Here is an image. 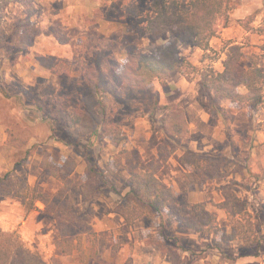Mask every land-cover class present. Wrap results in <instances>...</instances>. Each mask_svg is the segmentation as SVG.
Returning <instances> with one entry per match:
<instances>
[{
    "label": "rangeland",
    "instance_id": "1",
    "mask_svg": "<svg viewBox=\"0 0 264 264\" xmlns=\"http://www.w3.org/2000/svg\"><path fill=\"white\" fill-rule=\"evenodd\" d=\"M151 3L152 0H35L33 46L28 52L19 53L11 36L24 10L16 1L0 0V29L6 37L0 41V231L14 233L26 248L37 251L46 264H92L93 259L98 263V238L107 250L111 247L107 264H133L135 257L124 254L125 245L133 252L136 250L140 263L170 264L167 257L161 256L158 246H147L140 241L141 235L149 233L168 244L176 242L178 253L187 259L183 264H264V142L256 146L247 142L256 138L255 130L264 134V110L253 112L224 99L211 100L199 84L203 73L223 70L231 43L241 46L244 54L241 64L245 68L250 66L251 55L262 54L264 0H232L235 8L229 11L227 24L223 20L218 23L206 50L189 43L179 46L180 59L188 65L185 70L188 76L177 73L165 84L155 80L144 93L121 97L122 84L118 72L112 70L100 74L96 88L85 83L80 65L69 74L53 75L36 61V53L71 63L85 60L90 65L98 63L99 71L104 65L101 57L108 53L123 65L131 52H151L165 43L167 37L154 39L145 34L143 25L126 11V7L135 6L139 17L152 15ZM106 38L113 41L108 51L102 50L100 44ZM95 50L100 51L96 57ZM259 66L264 70V60L259 61ZM102 88L114 99L111 123L120 127L126 137L125 128L132 132L131 138L128 136L118 147L109 138L98 137L101 117L97 106ZM45 97H59L67 107L81 108L84 111L81 123L68 131L62 121L45 118L35 107L38 99ZM173 103L183 105L187 121L194 124V133L187 138L163 139L157 149L162 147L165 155L174 149L172 155H183L188 150L208 153L213 158L203 170L190 169L199 182L193 183L187 177L186 185L176 178L177 186L172 188L179 198L204 203L216 215L222 232H228L230 225L224 211L214 205L222 200V186L230 181L240 183L234 187L236 194L240 198L245 196L248 210L261 221L259 247L245 248L241 242L234 241L215 249L211 237L181 229L176 223L168 224L160 217L121 225L118 214L110 212L121 196L111 191L108 184L102 186L98 196L82 201L79 188L63 192L61 183L40 167L43 153H48L50 161L57 165L74 159L78 178L84 173L87 156L105 173L106 167H113L116 153L122 149L131 151L132 157L123 159L111 177L123 195L126 190L122 186L129 171L147 169L149 162L142 159L140 152L151 151L154 137L148 139V132L162 133L159 123L167 110L161 107ZM157 106L161 109H156ZM201 115L209 116L207 124L201 123ZM229 115H236L237 121L249 116L254 121L256 128L252 134H246V144L242 136L235 137L230 131ZM259 120L262 122L257 124ZM28 151L31 156H27ZM208 170L225 173L227 177L218 179L225 184L217 186L208 178ZM166 175L161 173L162 178ZM38 193L46 196V205L34 202ZM96 229L110 232L97 236Z\"/></svg>",
    "mask_w": 264,
    "mask_h": 264
},
{
    "label": "trees",
    "instance_id": "2",
    "mask_svg": "<svg viewBox=\"0 0 264 264\" xmlns=\"http://www.w3.org/2000/svg\"><path fill=\"white\" fill-rule=\"evenodd\" d=\"M18 2L23 8V17L11 36V42L19 53L28 52L33 46L32 18L37 9L35 0H12ZM235 8L232 0H189L180 3L178 0H152V15L139 17L135 6L126 7V11L137 22L143 25L144 33L154 39L166 38V42L151 52H131L126 61L121 65L116 58L108 53L101 57L103 66L97 71V64H88L85 60H77L74 63L61 59L35 54L38 65L53 75L69 74L77 65L84 69V81L88 86L99 88L100 74L106 70L118 72L121 81L119 95L127 96L129 93L147 92L155 80L165 84L175 74L188 76L185 71L188 65L180 59V45L192 44L194 47L206 50L209 41L215 36L218 23L228 21V13ZM246 28V27H245ZM264 36V31L262 30ZM6 39L0 29L1 43ZM102 50H107L113 41L102 39ZM262 54L249 57L250 66L241 64L244 54L238 44L228 45V55L223 63L221 72L207 71L201 75L199 84L206 92L209 99H224L239 107L256 112L264 110V70L259 66V61L264 60V45ZM100 54L95 50V57ZM101 99L97 106V113L101 117L100 139L109 138L115 146L124 143L127 137L122 129L110 121L111 109L114 108V99L105 93V88L99 89ZM36 109L47 119L62 121L68 131L74 130L82 121L84 111L81 108L67 107L59 97L39 98L35 104ZM162 109L167 110L166 115L160 121V130L165 139L187 138L190 128L181 103H173ZM159 106L156 109H161ZM13 146H16L13 144ZM174 149L165 155L162 149H158V157L147 164V169H132L122 186V191L114 186L111 177L114 169L121 166L123 159L132 157L131 151L122 149L113 157V167H106L103 173L93 163L89 156L85 159L84 173L76 177L77 162L74 159H66L63 164L57 165L50 161L48 153L42 154L40 167L46 171L49 177L54 178L62 185V191L68 192L75 188L81 190L84 201L98 196L103 185L108 184L111 191L121 196V201L110 211L118 214L125 225L130 226L138 220H151L160 217L166 223H176L181 229L193 232L199 236L211 237V245L215 249L227 246L231 242H241L245 248H257L261 244V221L259 216L248 210L246 201L235 192L234 187L240 185L237 181H230L221 187L222 201L214 206L224 211L229 222L228 232H222L216 215L210 211L204 203H192L186 197L179 198L175 190L164 184L157 177V172L162 162L172 155ZM31 156V151L27 152ZM213 158L211 154H199L185 151L181 157V163L189 170L187 177L193 183L199 182V178L190 171L191 168L203 170L205 164ZM207 176L211 180L227 177L222 171L208 170ZM46 205V196L38 193L33 198ZM140 241L147 246H158L161 256L167 257L170 264H183L186 258L178 253V245L168 244L166 241L155 239L152 234L141 235ZM0 264H46L37 251L26 248L22 241L14 233L0 231Z\"/></svg>",
    "mask_w": 264,
    "mask_h": 264
},
{
    "label": "crops",
    "instance_id": "3",
    "mask_svg": "<svg viewBox=\"0 0 264 264\" xmlns=\"http://www.w3.org/2000/svg\"><path fill=\"white\" fill-rule=\"evenodd\" d=\"M224 106L225 108H227L226 105H222ZM230 113V111H227ZM230 116V120H229V126L231 127L230 128V131L233 133V135L236 136H242L243 137V141H244V144H246L247 142L248 143H252L254 144V146L256 145H259V144H262V142H264V134L263 132H259V131H256L254 127L255 126V123L254 121L252 122V119L251 117H247L246 118H243L244 120H242L241 118H239V121H237L238 117H236V115H229ZM246 117V116H245ZM202 124H207L208 123V120H209V116L207 115H201L200 116V119ZM246 120V121H245ZM189 122V128H190V134L194 133V124L191 123L190 121ZM260 122H262L261 120L257 121V124H259ZM254 123V124H253ZM220 124V123H219ZM223 124V122H222ZM253 126V128H252ZM252 128V129H251ZM151 129V128H150ZM213 130L215 129V127L212 128ZM219 128L217 127L216 130H218ZM253 130H255V136L254 138L257 140L255 141V139L252 141V138L248 139L247 142H245L246 140V137L247 135L246 134H252L253 133ZM123 131L126 132V135L127 137L129 136V138H131V134L132 132H130V130L128 129H124ZM213 132H216L215 130ZM199 134L201 135V130H199ZM207 133L205 132V139L206 141L209 140V137H207L208 135H206ZM244 134V135H243ZM154 137L153 139V143L151 145V151L148 153L143 152L142 151L140 152L141 153V156H142V159L145 161V162H150L151 160L155 159L158 157V149L157 147L163 142V139H165L164 135H162V133H160L159 131L156 132L155 134L152 133V131H149L148 132V139ZM146 138V139H147ZM211 140V139H210ZM214 140V138H213ZM209 142V141H208ZM246 147V146H245ZM244 147V148H245ZM251 147V146H250ZM148 148V147H147ZM255 151V148L253 149V152ZM235 154V153H233ZM177 156V157H176ZM180 154H177L175 153L174 155H171L169 157V159L166 161V163L163 165V167L161 168V170L157 173V177L159 180H161L164 184H166L167 186H170V187H176L177 184L175 182V179L176 178H180L182 181H185V184L188 185V179H187V173L189 172V170L180 162ZM80 170V169H79ZM84 170V169H83ZM81 172V171H79ZM164 172L166 173V177L165 178H162L161 177V173ZM230 178H232V176H230ZM215 184L217 186H221V185H224L225 183H223L222 181L220 180H214ZM187 187V186H186ZM76 192H79V191H76ZM80 194V198L81 200L83 201V198L81 196V193ZM241 198L243 200H245V196H241ZM222 200H220L219 202H221ZM113 215H116V214H113ZM117 216V220L119 221V224L123 225L125 224L124 223V220L121 218V217H118ZM97 236L100 235L101 232L103 233H107V232H110V230L108 229H96L95 230ZM85 248V245L84 247ZM96 250H97V253H98V258H99V261L98 263H96V261L93 259L92 264H102V262L104 264H107L108 260H109V256L111 255V253L109 252V250L111 251V247L110 249H106L105 245H103L102 241L100 240V238H98L97 240V245H96ZM124 251H125V255H132L135 257V259L133 260V264H149L147 263V261H141L142 263L139 262L138 260V256L136 254V250L135 252L132 251V249H129L126 245L124 246ZM76 252V249L73 250V253ZM158 260H160L159 258V255L155 256ZM90 262V263H91ZM157 262H154V264H156ZM74 264H82L80 262H74Z\"/></svg>",
    "mask_w": 264,
    "mask_h": 264
}]
</instances>
